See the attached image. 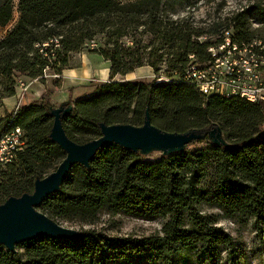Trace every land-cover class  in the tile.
I'll list each match as a JSON object with an SVG mask.
<instances>
[{"label":"trees","instance_id":"1","mask_svg":"<svg viewBox=\"0 0 264 264\" xmlns=\"http://www.w3.org/2000/svg\"><path fill=\"white\" fill-rule=\"evenodd\" d=\"M128 1L18 0L14 20V0H0V35L7 29L0 37V107L17 94L23 78L44 82L47 70L60 77L70 57L95 42L90 52L109 62L112 77L143 67L157 73L165 66L166 78L98 85L92 95L77 98L65 118L69 138L78 144L98 139L101 122L141 126L148 109L152 123L168 132L217 124L232 147L205 140V148L158 160L105 147L90 170L73 167L61 191L39 210L55 221L80 225H94L102 214L161 221V232L110 237L93 230L62 241L41 237L19 245L16 253L0 247V264H242L236 240L217 226L222 219L252 223L264 245V103L205 96L175 75L191 54L208 59L207 49L214 44L210 37L222 29H233L239 43L264 42V4L258 1L199 28L189 18L173 16L202 0ZM204 36L209 39L200 43L197 39ZM49 98L44 94L0 118V141L20 129L24 142L15 160L0 166V204L32 193L35 180L65 159L48 137L53 123ZM202 206L222 215L204 214Z\"/></svg>","mask_w":264,"mask_h":264},{"label":"water","instance_id":"2","mask_svg":"<svg viewBox=\"0 0 264 264\" xmlns=\"http://www.w3.org/2000/svg\"><path fill=\"white\" fill-rule=\"evenodd\" d=\"M74 108V101L68 99L56 106L51 104L48 109L53 119L48 137L65 154L62 163L47 177L37 178L32 193L10 197L0 204V247H5L11 253H16L19 245L41 237L62 241L86 236L87 232L65 228L39 209L50 196L61 191L73 167L90 170L97 154L107 146L116 145L145 158L153 153L164 158L185 153L193 144L205 140L219 148L232 147L217 124L184 133L168 132L152 123L148 109L141 126L101 122L98 124L100 138L78 144L69 138L64 128V120Z\"/></svg>","mask_w":264,"mask_h":264},{"label":"rangeland","instance_id":"3","mask_svg":"<svg viewBox=\"0 0 264 264\" xmlns=\"http://www.w3.org/2000/svg\"><path fill=\"white\" fill-rule=\"evenodd\" d=\"M136 0H129L128 3L134 2ZM262 2L264 0H202L200 4L195 9H191L187 13H183L180 16H173V20L189 18L193 23L194 27H207L215 22L224 20L226 18L232 17L234 14L241 12L242 9L248 7L249 5L255 4L256 2ZM17 3L18 0H14L15 10H14V20L17 19ZM257 25H254V28H257ZM7 29L2 30L0 37L4 36ZM100 45V41H98ZM91 48H87L85 51L73 54L70 57V61L67 69H65L62 76H57L54 71L47 70L46 72L53 73L52 77L46 76L45 72V81L41 82L38 80H29L28 78H23V81L26 82V85H29L33 82H38L45 87L44 94L48 95L51 102L52 96H55L61 92H71L75 88H65V72L67 70L76 72L80 68V64L83 61V55L91 54ZM81 54V55H80ZM90 59V58H89ZM90 64H94L95 69L104 70L105 73H97L96 77H89L85 85L80 89L78 94L79 97H88L92 95L98 85L114 81V82H153L158 79V77L166 78L165 74L162 73L165 70V66L160 67L159 72H155L152 68H139L134 72L127 74L125 76L117 75L112 77L110 75V64L106 62V67L102 64L91 60ZM99 67V68H96ZM104 68V69H103ZM107 73V74H106ZM55 80H59V83L56 85ZM67 83V81H66ZM71 87V86H69ZM64 88V91H63ZM20 87H18V90ZM68 89V90H67ZM17 90V91H18ZM77 98L72 99L74 102ZM40 100V99H38ZM0 107V118L2 114H6L7 110ZM56 106V105H55ZM3 111V112H2ZM264 128V127H263ZM206 141L195 143L189 147V150L193 151L196 149H202L207 146ZM161 155L158 153H153L147 159L149 160H158ZM201 211L207 215H219L221 211L216 208H211L208 206H202ZM222 215V214H221ZM61 226L78 231H97L104 233L110 237H148L161 232L162 222L161 221H144L141 219L128 217L124 215H118L116 217H111L108 214H102L99 221L94 225H80L79 223H70L58 220L57 221ZM222 227L227 233H229L237 242L238 246L241 249V258L242 264H264V245L260 243L259 239L256 236V232L252 223L242 224L241 222L231 221L222 219L217 225Z\"/></svg>","mask_w":264,"mask_h":264},{"label":"built area","instance_id":"4","mask_svg":"<svg viewBox=\"0 0 264 264\" xmlns=\"http://www.w3.org/2000/svg\"><path fill=\"white\" fill-rule=\"evenodd\" d=\"M208 39L204 36L197 40L204 43ZM210 40L214 44L207 49L208 59L202 61L191 54L175 75L205 96H238L253 104L264 103V42L256 39L239 43L234 39L233 29H222ZM88 48L96 49L97 44L91 42ZM19 87L24 92L27 85L21 82ZM22 136L21 130L16 129L0 141V166L13 162L23 151Z\"/></svg>","mask_w":264,"mask_h":264},{"label":"crops","instance_id":"5","mask_svg":"<svg viewBox=\"0 0 264 264\" xmlns=\"http://www.w3.org/2000/svg\"><path fill=\"white\" fill-rule=\"evenodd\" d=\"M88 56L89 57L87 58V55H83V61L81 62L80 68L78 69V71L73 72V71L67 70L65 72L64 77L66 80L64 83V87L69 88V89L75 88V90L71 89V92H69V93L68 92H61V93L56 94L55 96H52L51 102H50L51 104L57 105V104H59L63 101H66L68 99L72 100V99L78 98V94L80 92V89L85 85V83L89 77H96L97 73L98 74L99 73H102V74L105 73L104 70L98 71V69H95L94 64H90V63H91V60L92 61L94 60L95 62L105 66L107 61H105L102 57H100L97 54L91 53ZM96 68H99V67H96ZM143 68L151 69L150 67H143ZM46 74H47L46 76H49V77L53 76V73L48 74L46 72ZM66 81H67V83H66ZM69 86H71V87H69ZM63 91H64V88H63ZM44 92H45V87L42 84H40L38 82L30 83L29 85H27L26 91L21 92V90L19 89L17 91V94L14 97L5 99L3 101L2 108L6 109L7 113H11L12 111H14L17 108L18 105H25L28 103L35 102L38 99H41V97L44 95ZM21 97H22V100H20ZM5 115L2 114V117H4Z\"/></svg>","mask_w":264,"mask_h":264},{"label":"bare ground","instance_id":"6","mask_svg":"<svg viewBox=\"0 0 264 264\" xmlns=\"http://www.w3.org/2000/svg\"><path fill=\"white\" fill-rule=\"evenodd\" d=\"M168 82V81H167ZM223 97V96H222Z\"/></svg>","mask_w":264,"mask_h":264}]
</instances>
